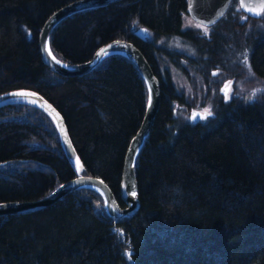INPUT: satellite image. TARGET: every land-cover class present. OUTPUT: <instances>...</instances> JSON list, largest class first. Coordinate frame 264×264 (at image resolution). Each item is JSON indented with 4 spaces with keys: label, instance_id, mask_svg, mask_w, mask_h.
I'll use <instances>...</instances> for the list:
<instances>
[{
    "label": "trees",
    "instance_id": "16d2710c",
    "mask_svg": "<svg viewBox=\"0 0 264 264\" xmlns=\"http://www.w3.org/2000/svg\"><path fill=\"white\" fill-rule=\"evenodd\" d=\"M76 1L0 0V96L15 90L42 95L63 116L80 159L76 167L70 163L57 127L38 105L1 106L0 203L37 201L85 175L104 180L125 207L126 155L145 119L149 91L135 64L120 55L74 78L45 64L41 31ZM188 2L124 0L74 14L54 29L51 49L61 61L82 64L102 46L125 40L159 79L161 105L136 162L140 210L115 219L101 194L80 189L46 210L0 217V264H264V95L225 101L209 77L217 60L205 66L197 57H207L209 46L217 52L220 31L246 32L248 25L237 24L248 16L232 0L210 45L191 37L199 31L183 30ZM249 19L255 28L258 21ZM256 31L250 64L264 79V32ZM180 36L201 52L189 57L163 50L161 39ZM181 61L201 66L197 76L219 95L214 117L180 118L185 98L171 72L161 69Z\"/></svg>",
    "mask_w": 264,
    "mask_h": 264
},
{
    "label": "water",
    "instance_id": "95a60500",
    "mask_svg": "<svg viewBox=\"0 0 264 264\" xmlns=\"http://www.w3.org/2000/svg\"><path fill=\"white\" fill-rule=\"evenodd\" d=\"M124 0H78L73 2L57 12H55L45 23L40 37L39 48L45 64L56 74L62 77H81L95 70L105 59L120 55L130 61L140 71L148 87L149 96H151V106L148 105L147 113L143 124L135 138L132 140L126 155L123 179L121 184V200L125 207H121L108 184L101 178L93 176L80 175L65 182L54 190L48 196L30 202H3L0 203V217L18 214H30L46 210L56 204L70 193L80 189L95 190L102 195L109 215L115 219L134 217L140 210V200L138 193V184L136 179V162L138 156L148 138L151 129L156 121L161 105L160 82L155 75L150 63L144 54L132 42L125 40H114L102 46L95 54L93 59L82 64H69L58 59L51 49V36L54 29L68 17L79 12L106 7ZM232 0H189L188 14L204 27H213L218 24L225 16L231 5ZM240 9L244 14L253 19H259L264 12V0H239ZM47 49V51H46ZM50 53V54H49ZM59 61V62H57ZM64 65H67L66 67ZM221 89V94L226 98L230 90V85ZM34 92V91H33ZM27 90H17L8 92L0 96V107L8 106L13 101L22 99L28 100L38 105L52 119L57 127L61 143L65 154L73 166L80 163V159L73 146L65 120L59 111L37 92L33 93ZM20 94V95H18ZM204 111L192 110L190 119L193 123L201 122L206 119L201 118L199 113ZM195 115V119L193 116ZM136 195L132 196L131 192Z\"/></svg>",
    "mask_w": 264,
    "mask_h": 264
},
{
    "label": "rangeland",
    "instance_id": "374dc122",
    "mask_svg": "<svg viewBox=\"0 0 264 264\" xmlns=\"http://www.w3.org/2000/svg\"><path fill=\"white\" fill-rule=\"evenodd\" d=\"M249 18H246V16H241L237 24L238 27L241 28V25H248L247 28H244L246 32H239L234 30L233 33H222V31H220L222 37L219 38L217 52H214V48H212L213 46H209L208 48L203 49V53H206L207 57L197 56L201 51H199L192 42L183 37H175L168 40L161 39L160 45L163 46H161L163 50H168L169 52L177 51L182 55H189V57L197 56L198 58H200L201 62L202 60L203 62H205V66L207 63H214V60L216 59L218 65L216 67L210 68L209 77L213 79L214 82L219 83L217 92L223 98L224 96L221 94V89L225 87L226 81L230 82L226 85V87L230 85L231 93L229 94V98H224V100L228 102L232 101L233 99H239L241 101H254L255 99H257L256 97H259L260 94L264 95V79L257 77L251 68L250 56L252 53V41L255 38L251 35H255L254 31L256 30L260 31L261 33L264 32V12L259 19L252 18L253 20L258 21L256 22L258 24H256L255 28H252V25L254 23L249 22ZM198 25L199 24L191 16L187 15L184 17V31H199V34H203L206 37L198 38L201 41L203 40V38H205L207 39L206 41L210 42V45H213L214 39L207 36L213 33L214 26L203 28ZM205 29H207V31H205ZM139 32L145 36H148L149 34V32L145 29H141ZM197 57H195L194 59H196ZM195 61L199 63V60ZM167 67L168 68H162L161 71L163 73L166 71L171 72V75L169 76H171V79L176 85L178 91H180V93L185 98L186 104L184 105V109H180L183 106L179 107V110L182 111V117L180 118L190 122V112L194 109L200 111L210 109L211 112L213 111V107L218 101L219 95L214 94L211 90L209 92V85L203 84V82L205 81L203 80L204 77L200 78L197 76L196 71L201 70V66L195 68L188 65L185 61H181L179 67ZM164 75L165 74H163V76ZM192 104L193 106H191Z\"/></svg>",
    "mask_w": 264,
    "mask_h": 264
},
{
    "label": "snow or ice",
    "instance_id": "6c2138e0",
    "mask_svg": "<svg viewBox=\"0 0 264 264\" xmlns=\"http://www.w3.org/2000/svg\"><path fill=\"white\" fill-rule=\"evenodd\" d=\"M205 31H207V29H205ZM46 51H47V49H46ZM57 62H59V61H57ZM64 66L66 67L67 65H64ZM18 95H20V94H18ZM148 105L151 106V96H149ZM197 115H200L201 118L206 119L207 117L212 115V112L210 109H205L203 113H199ZM193 119H195V115L193 116ZM131 195L135 196L136 195L135 191H132Z\"/></svg>",
    "mask_w": 264,
    "mask_h": 264
},
{
    "label": "flooded vegetation",
    "instance_id": "af4514ba",
    "mask_svg": "<svg viewBox=\"0 0 264 264\" xmlns=\"http://www.w3.org/2000/svg\"><path fill=\"white\" fill-rule=\"evenodd\" d=\"M198 26H199V25H198ZM200 26L203 27V28H207V27H204V26H202V25H200ZM208 29H209V28H208ZM189 31H195V30H189ZM192 36H193L194 38H196V39H197L198 37H204L203 34H193V33L191 34V37H192ZM180 37H181V36H180ZM207 37H212V35H209V36H207ZM226 82H228V81H226ZM226 82H225V83H226ZM228 83H230V82H228ZM230 91H231V88H230V90H229V92H228V97H226V98L224 97L225 99H228V98H229V94L231 93ZM185 104H186V103H185ZM185 104H182V106L184 107ZM190 114H191V112H190Z\"/></svg>",
    "mask_w": 264,
    "mask_h": 264
},
{
    "label": "bare ground",
    "instance_id": "6f19581e",
    "mask_svg": "<svg viewBox=\"0 0 264 264\" xmlns=\"http://www.w3.org/2000/svg\"><path fill=\"white\" fill-rule=\"evenodd\" d=\"M15 91H17V90H15ZM27 91H29V92H31L32 90H27ZM10 92H13V91H10ZM33 92V91H32ZM8 93V92H7ZM34 93V92H33ZM19 101H28V100H25V99H22V100H19ZM192 112V111H191Z\"/></svg>",
    "mask_w": 264,
    "mask_h": 264
}]
</instances>
